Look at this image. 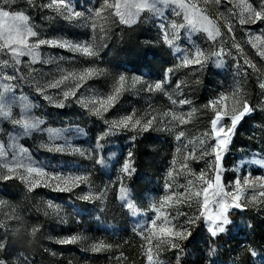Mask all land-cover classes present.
Segmentation results:
<instances>
[{
    "label": "rangeland",
    "instance_id": "1",
    "mask_svg": "<svg viewBox=\"0 0 264 264\" xmlns=\"http://www.w3.org/2000/svg\"><path fill=\"white\" fill-rule=\"evenodd\" d=\"M47 2L48 0H34L36 6L29 7L27 0H16L13 8L29 17V26L38 31L41 38L66 39L73 43L91 42L94 38V50H99V56L87 57L65 48L41 46L40 60L32 63L31 57L21 58V63L17 66L18 75L27 76L31 72L43 83L48 79H58L68 73L79 74L87 68L95 67L101 74L88 79L77 92L78 96L83 93L86 97L92 94L106 97L113 92L119 77L123 75L126 77L124 90L115 106L105 114V119H120L135 112L136 118H142V124L150 116H155L156 120L148 131H141L138 126L135 130L118 129L110 134L100 153L106 161L104 165L97 164L87 155L50 152L41 148V142L48 143L47 134L34 133L31 137H20L18 144L28 149L32 159L47 168L46 171L65 177L86 175L89 183H81L70 192H61L43 186V180L40 186L31 191L26 180L0 181V201L4 202L0 204V237L11 245L6 247L5 254L0 258H4L8 264H149L146 252L151 247L154 260H158L160 264H175L174 255L179 254L178 249H170L162 244L157 250L155 246L158 241L153 239L149 244L141 234V229L146 232L151 221L156 218V207L164 203L165 196H171L172 199L161 209L164 214L161 220L166 218L170 221L167 226H176L177 230H183L180 226H184L191 232L192 228L198 227L193 237L189 236L179 242L183 249L181 264H246L249 252L245 248L251 247L248 240L250 225L243 214L237 219H232L230 214L242 213L247 209L255 213L264 209V197L259 196V192L264 189L259 186L246 187L241 195V207L229 210L232 225L228 226L225 233L214 238L209 237L208 222L200 215L204 210L199 207L197 200L202 197H194L187 203L177 202V198L184 200L187 197L185 188L189 180L194 182L190 191L201 190L203 183L197 178L202 171H206V179L213 174L214 162L211 156L192 159L189 155L193 153L200 157L203 150L201 141L204 147L214 143L205 136L210 130V120L214 118V113L204 105L219 99L221 95H229L236 89H239V94L250 105L254 103V107L259 108L264 104V89L259 87V83L264 81V58L257 54L258 49L264 50V25L238 23L240 16L246 15L241 0H221L219 4L216 0H184L186 4H195L196 11L206 16L220 30V36L212 42L207 40V34L203 31L193 32L189 37L187 33L190 30L181 29V52L176 54L161 42L159 29L162 22H184L183 11L175 5L164 7L158 4L163 10V16L154 15L145 9L135 24L127 25L120 23L114 14L105 12L101 17H94L91 23L95 24V28H89L70 23L51 9L39 7ZM100 2L101 0H72L78 10L86 12L98 10ZM248 2L256 3L257 0ZM177 11L181 12L179 17L176 15ZM229 26L233 29L231 33L227 31ZM131 37L132 40L139 41V51L145 55L137 68L127 67L122 60H116L112 56L114 47L128 42ZM33 39L29 42L32 43ZM233 42L239 44L243 51L238 52L232 48L230 56L220 57L221 64L214 62L216 57H211L203 67L190 65L180 68L163 85V91L143 90L145 84L162 82L166 70L180 62L179 57L184 54V50L193 51V45L199 46L206 53L219 51L220 48L227 52ZM49 57L55 62L44 64L43 61ZM60 57L63 59H59ZM245 58L256 65V71L243 63ZM10 72L11 69H6L4 74ZM39 73L44 76L41 77ZM132 77H140L142 83L132 87ZM8 83L14 84L11 95L17 99V105L13 108L14 115L20 111L19 98L28 97L30 103L37 105V108H33V113L46 121V127L72 130L66 132L65 136L74 146L84 149L94 147L96 137L107 128L103 120L77 103L56 108L28 83ZM71 83L72 81H67L61 87ZM205 83L212 96L207 103H201L197 107L193 102L195 89ZM177 84H180V88L176 87ZM247 86H252V90ZM59 91L60 89L48 90L54 97ZM185 98L191 100L192 104L181 105L179 101ZM172 100L176 104H172ZM225 103L226 111L231 112L233 98L230 97ZM193 108L196 109L195 112H192ZM170 112L183 115L186 123L178 124L165 115ZM189 112H192L191 117ZM77 127L83 129L86 135L76 134L74 130ZM0 128L4 130L0 132V137L5 141L8 139L5 133H16L9 121L0 119ZM179 131L185 133L180 141L175 138ZM233 139L234 137L232 142ZM129 153L135 168L130 177L121 171ZM237 153H240L239 158L231 151L229 156L228 153L224 156L221 182L225 186V192L235 193L234 184L237 179L243 183L245 177H264V166L261 165L243 163L237 170L242 161L264 158V153L242 149ZM185 156H189L188 168L182 167ZM169 172L172 173L171 177ZM121 185L129 191L127 200L131 201L132 208L128 207L126 200L120 198ZM101 192V199H81L83 195L96 196ZM48 202L58 206V209L48 208ZM211 207L215 211L217 205L213 204ZM194 218L196 222L188 225L187 220ZM157 223L161 227L165 226L161 221ZM34 227H38L39 231L33 235ZM72 236L80 239L74 243H58L59 240ZM100 244L112 247L94 251L93 246ZM211 247L215 248L214 252ZM258 254L257 257H252L251 264H256L264 256ZM225 257L230 260L225 261Z\"/></svg>",
    "mask_w": 264,
    "mask_h": 264
},
{
    "label": "snow or ice",
    "instance_id": "2",
    "mask_svg": "<svg viewBox=\"0 0 264 264\" xmlns=\"http://www.w3.org/2000/svg\"><path fill=\"white\" fill-rule=\"evenodd\" d=\"M221 0H216L219 4ZM16 0H0V119L9 121L16 129L15 135L7 134V141L0 137V181H9L13 179L26 180L28 189H32L40 186L43 180V186L52 187L54 191H72L74 188L80 186L81 183L88 184V177L86 175H74L65 177L59 174H53L46 171L47 168L41 166L37 161L33 160L28 149L21 147L18 144L20 137H31L34 133L47 134L48 143L41 142L40 147L50 152L70 153L73 155L85 156L94 160L97 164L104 165L106 161L100 153L103 151L106 143V138L110 134H114L118 129L135 130L140 126L141 131H148L152 127L153 121L156 120L155 116H150L145 119L142 124V118H136V113L133 112L129 115L123 116L120 119H105V114L113 108L118 101L121 92L124 90L126 77L121 75L117 81V86L113 92L106 97H97L92 94L90 97L84 96L81 93L77 95L78 90L87 82L88 79L93 76H98L101 71L95 67H90L82 71L81 73H68L61 75L58 79L52 78L41 83L40 80L33 76L31 72H28L27 76L18 75L17 66L21 63L22 57H31L32 63L40 60L39 49L41 46H52L65 48L73 53H79L87 57H98L99 50H94L95 39L91 42L73 43L66 39H45L41 38L38 31L33 30L28 24L29 17L23 12L16 11L13 5ZM29 7H35L34 0H27ZM163 5L169 7L175 5L178 9L183 11V21L181 23L168 22L161 23L159 25L161 42L166 44L173 53L179 54L181 52V29H188V36L190 37L193 32L203 31L207 34L208 41H216L220 36V30L207 19L206 16H202L196 11L195 4H186L184 0H101L98 10L95 12L81 11L72 3V0H48L47 3L39 5L41 8L51 9L57 15L64 20L89 28H95V24L91 23L94 17H101L103 13L114 14L119 18V22L123 24H135L140 13L147 9L154 15L163 16L162 8L157 5ZM241 6L244 8L246 15H241L238 23L240 25L262 24L264 25V0H257L256 3H249L248 0H241ZM179 17L180 11L176 12ZM170 25V26H169ZM227 31L231 33L233 29L231 26L227 28ZM34 38V39H33ZM30 39L33 42L30 43ZM259 39V37H256ZM106 46V45H105ZM256 47L255 44L252 45ZM234 48L238 52L243 50L240 45L233 42L230 49L226 52L224 48H220L219 51L205 52L199 46L193 45V51L184 50V54L179 57L180 62L174 67H170L166 70L165 79L162 82H156L154 84H145L144 91H163V85L169 82V77L174 75L182 67L190 65H199L203 67L204 63L211 57H216L214 61L218 65L222 63L220 57L225 55H231V49ZM257 54L264 58V50H259ZM59 59H63L60 57ZM55 60L51 57L44 60V64L54 63ZM243 63L256 71V65L253 64L247 58ZM239 67V66H238ZM6 69H11L10 74L5 75ZM41 77L43 73H39ZM132 87L136 84L142 83L140 77H132ZM72 81L71 85H65V82ZM8 82L21 83L25 82L33 86V90L38 93L45 101L53 104L56 108H64L70 103H77L81 107L88 109L89 113L103 120L107 126L106 130L96 137L94 147L84 149L78 146H74L72 142L65 136L66 132L72 131L71 129H56L52 127H46V121L40 116L33 113V108H37V105H33L29 102L28 97L22 96L19 98L20 111L14 115L13 108L17 105V99L14 95V84ZM180 88V84L176 85ZM259 87L264 89V81L259 83ZM49 89H60V91L54 97L49 94ZM233 98V107L231 112L226 111V101L229 98ZM181 105L192 104V101L185 98L179 101ZM172 104H176L175 100H172ZM205 108H210L214 113V118L210 120V130L205 133V136L214 143L208 144L206 147L201 146L203 150L200 153V157H196L193 153H190L192 159H199L205 156H211L213 159V174L207 179L206 171H202L197 178L199 182L203 183L201 190L190 191L193 186V181H188V186L185 188V192L188 193L184 200L177 198V202L187 203L192 198H200L197 203L204 211L200 213L201 216L208 222L207 231L210 238L217 237L221 233H225L228 226L232 225V221L229 219V210L231 208L241 207V195L246 187L259 186L260 189H264V177H256L249 179L245 177L243 183L240 179L235 181V193L225 192V186L221 180V169L223 167L224 156L229 152L232 144V138L236 135L238 125L244 118L254 112L256 109L250 105L248 100L239 94V89H236L229 95H221L219 99L212 100L209 104L204 105ZM196 109L193 108L192 112ZM192 112L188 115L191 117ZM170 116L172 120L178 122V124L186 123L183 115H176L175 113H165ZM227 117V120L225 119ZM76 134L86 135L83 129L76 128ZM0 132H4L0 128ZM185 136L184 131H179L176 135V140L180 141ZM57 141H63L57 143ZM180 149H177L179 152ZM11 153V159L9 155ZM95 153V156H93ZM189 156L184 157L183 168H188L187 161ZM175 164V161L173 162ZM243 163L256 164L264 166V158H253L249 161H242L241 165L237 166V170ZM6 170V172L4 171ZM191 171V169H188ZM122 173L126 176H131L135 171L131 160V153L129 158L122 165ZM169 177L172 173L169 172ZM121 200H126L129 208L133 205L130 200H127L129 191L126 187L121 185L120 189ZM103 193L93 196L92 194H86L81 197L82 200L90 201L92 199H101ZM260 197H264V191L259 192ZM217 198H219L217 200ZM172 199L171 196L164 197V203L156 207V218L151 221V226L146 230L141 229V234L144 235L146 241L151 244L153 239L157 240L156 249L159 250L161 245H167L170 249H178L179 254L174 255L175 264H181V257L183 255V249L181 248L180 241L188 239L191 236V232L184 226H180L183 230H177L176 226H167L170 224L166 218L161 220L163 212L161 209L164 204L168 203ZM255 199V197H254ZM0 201V204H3ZM216 204V210H212V205ZM48 208L58 209V206L48 202ZM47 214V213H46ZM157 221H161L165 226L161 227ZM196 222V219L187 220V224L191 225ZM39 231L38 227L32 228V234L34 235ZM80 237L72 236L70 238L61 239L58 243L67 244L74 243ZM2 237H0V256L5 254L6 247H10ZM111 245H94V251H101L104 248H110ZM211 251L214 252L215 248L211 247ZM250 256L257 257L259 254L255 250L249 249ZM149 264H160L158 260H154L153 249L149 247L146 252ZM26 259V258H25ZM0 264H8L4 258H0ZM256 264H264V256H261L260 260Z\"/></svg>",
    "mask_w": 264,
    "mask_h": 264
},
{
    "label": "trees",
    "instance_id": "3",
    "mask_svg": "<svg viewBox=\"0 0 264 264\" xmlns=\"http://www.w3.org/2000/svg\"><path fill=\"white\" fill-rule=\"evenodd\" d=\"M139 49V41L132 40L131 37L128 42H124L117 47L115 46L112 56L116 60H122L127 67L137 68L143 60V56H145L142 55ZM247 88L251 89L252 86H247ZM195 94L196 96L193 102L197 107L201 103H207V100L212 96L209 86L206 83L198 86V88L195 89ZM252 105L255 106L254 103H252ZM255 109L254 113L246 116L237 127L236 135L230 147L231 153H234L236 158L240 157V153H237L239 149L264 153V104L259 108L255 107ZM230 151L227 156H229ZM241 214H243L250 225L248 240L251 247L245 248L246 251L248 250L249 252V249H253L260 254H264V209L255 213L253 210L247 209L242 213H231L230 217L232 219H237ZM197 230L198 227L192 228V237L196 234ZM246 259L248 260L246 264H251L252 256L248 254ZM224 260L229 261L230 258L225 257Z\"/></svg>",
    "mask_w": 264,
    "mask_h": 264
}]
</instances>
